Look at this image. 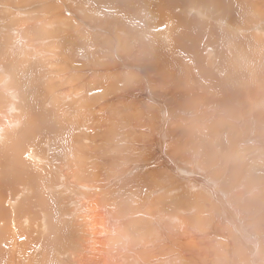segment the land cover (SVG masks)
<instances>
[{
  "label": "bare ground",
  "instance_id": "obj_1",
  "mask_svg": "<svg viewBox=\"0 0 264 264\" xmlns=\"http://www.w3.org/2000/svg\"><path fill=\"white\" fill-rule=\"evenodd\" d=\"M61 1L74 17L105 16L98 0ZM136 1H110L122 27L109 39L123 45L97 48L87 30L110 11L70 32L66 18L67 29L48 17L28 24L37 0H4L23 19L0 16V264H264V59L245 80L256 87L250 99L226 74L233 43L264 42L262 27L235 34L240 22L263 23L264 5ZM63 58L69 66L53 73ZM105 113L109 127L67 124Z\"/></svg>",
  "mask_w": 264,
  "mask_h": 264
},
{
  "label": "rangeland",
  "instance_id": "obj_2",
  "mask_svg": "<svg viewBox=\"0 0 264 264\" xmlns=\"http://www.w3.org/2000/svg\"><path fill=\"white\" fill-rule=\"evenodd\" d=\"M38 2L36 3V4H32V6H31V8H29L28 9V5L26 6V9H28V10H26V13H27V23L28 24H30L34 19H36V20H38V18L37 17H48L49 19H55V24L56 25H58L59 27H63L64 29H67L68 27H71L72 26V28H70L71 30L73 29V28H75V27H79L78 26V24L79 23H77V22H79L81 19H84V21H86V22H89V23H96V20H97V22H99L100 20H102V19H106L107 18V16L110 14V18H111V21H109L108 20V23L109 24H113L114 22H116L115 21V19L113 18V15H112V12L114 13V11L113 10H111V9H109V7H112V8H114L113 7V4L110 2L111 0H98V2L99 3H102V4H100L99 6L100 7H98L99 9H102V10H99V13H103V15L105 14V16H102V18L100 19H98V18H95V17H98V15L97 16H93L92 15V13H90V11L88 12L87 10H86V8L84 9L85 11H86V13L84 14L83 13V15L81 14V16H84V17H81V16H78V17H74L75 16V14H74V10H71V12H69V13H67V12H65L64 13V10L62 9L63 8V6H62V4H63V2L61 1V0H37ZM97 1V0H96ZM95 0L93 1L92 0V6L93 7H95V2H96ZM126 2H129V4H131V5H135V6H138V3H137V1L136 0H125ZM230 1H232V0H230ZM236 1H238V3H239V6H243L244 8H246V5H248L247 3H246V0H233V2L231 3V5H230V2H229V5H225V7H231V6H234L235 5V2ZM253 1V2H252ZM0 2H2V4H0L1 6H2V14H0V16H5V17H7V19L8 20H12V19H14L13 21H16L15 19H23V18H21L20 16H15L14 17V15H12V12H10V11H13L12 9L10 10V9H4V6H6L5 5V3H4V0H1ZM68 2L69 3H72L73 2V0H68ZM244 2H245V4H244ZM249 2H252V4H255L256 6V8H259L258 6V4H256V2H261V4L262 5H264V0H250ZM111 3V4H110ZM135 3H137V4H135ZM241 3H243V4H241ZM31 4V3H30ZM30 4H29V6H30ZM77 4L78 3H73L72 4V7H74V6H77ZM234 4V5H233ZM82 5V4H81ZM214 5H216V4H214ZM1 6H0V8H1ZM217 6V5H216ZM55 8V10H57V11H51L49 8ZM85 7V6H84ZM106 7V8H105ZM212 7H214V6H212ZM224 6L223 7H221L222 9H224L225 8ZM8 8V7H7ZM107 8H108V10H107ZM62 11H61V10ZM69 9H72V8H69ZM46 10V11H45ZM41 11V12H40ZM101 11H105V12H101ZM106 11H108V13H109V11H110V13L109 14H107V12ZM8 12H10V13H8ZM50 12V13H49ZM63 12V13H62ZM58 14V15H56V14ZM60 13H62V15L60 14ZM7 16H6V15ZM42 14L44 15V16H42ZM52 14V15H51ZM74 14V15H73ZM35 15V16H34ZM47 15V16H46ZM60 15V16H59ZM68 15V16H67ZM53 16V17H52ZM55 16H58V18H56ZM65 16V17H64ZM92 16V17H91ZM60 17V18H59ZM94 17V18H93ZM25 18H26V15H25ZM63 18H66L67 19V21H69L67 24H68V27H67V25H65V24H62V23H60L58 20H63ZM77 18V19H76ZM203 18V20H207V21H209V19L208 18H206V17H201V19ZM29 19H32V20H30L29 21ZM48 19V20H49ZM80 19V20H79ZM91 19V20H90ZM93 19V20H92ZM114 20V22L112 23V21ZM255 19H257V20H259V18H255ZM58 22V23H57ZM248 22V23H247ZM250 21H246V23H245V26H243L242 25V22H240L239 24L241 25V27H243V28H241L240 27V25H236L237 27L239 26L240 27V29L241 30H236L235 29V34H236V36H237V34L238 35H240L241 37L242 36H245V37H248V36H254L255 34H254V32H252L254 29L255 30H259V28L260 27H262L263 29H264V22L263 23H261V22H259V23H254V24H256V25H254L253 24V26H252V28H251V26L249 25L250 23H249ZM23 23H25V22H23ZM108 23L106 22V24L104 23V24H102L101 25V27H103L102 29L103 30H101V27L100 28H98V30L97 31H93L92 30V28L90 29V30H87L88 31V34L86 35V37L87 36H91V35H89V34H92V38L91 39H93V41H94V43H96V42H98V43H96L97 45H98V47L97 48H99V46H103V45H105L106 43L105 42H108L109 41V43H110V45H116L117 43H121V41L120 40H118L119 42H116L117 40L116 39H114L113 41H115L116 43L114 44V42H113V44L111 43L112 42V40H110L111 38H113V36H111V29H114V27L116 28V27H122V26H120V25H116V23H114L115 25H108ZM18 24V23H17ZM105 25L107 26V27H105ZM163 25H165V24H163ZM162 25V27L161 28H166L165 26H163ZM249 25V26H248ZM220 26H222L221 24H219L218 25V27H220ZM258 26V27H257ZM57 27V26H56ZM124 28L123 29H127L126 31L130 34V32H132V34H134L135 33V30L137 31V29H136V26H123ZM47 28H49L50 29V33L52 32V33H56L55 31H53V30H51V27H47ZM131 28H133L134 30V33H133V31H131L130 29ZM247 28V29H246ZM58 29V28H57ZM76 29V28H75ZM25 30V29H24ZM23 29H22V32L24 33L25 32V35H27L26 37L27 38H30V39H33L32 37H34V39H39L40 38V35H38L35 31H31V30H28L27 28H26V31H24ZM28 30V31H27ZM59 30V29H58ZM58 30H56L57 32H58ZM29 31L30 32H33V36L32 35H30V34H32V33H29ZM60 31V30H59ZM62 31V30H61ZM105 31V32H104ZM238 31H240V32H238ZM243 31H246V32H243ZM27 32V33H26ZM35 32V33H34ZM48 32V33H49ZM70 32H73V30L72 31H70ZM158 32V31H157ZM238 32V33H237ZM243 32V33H242ZM251 32H252V35H251ZM61 35L63 34V33H60ZM136 34V33H135ZM242 34V35H241ZM254 34V35H253ZM256 34H258V33H256ZM35 35H36V37H35ZM131 35V34H130ZM137 35V34H136ZM259 35V34H258ZM138 36V35H137ZM240 36H238V37H240ZM94 37V38H93ZM110 38V39H109ZM104 39V40H103ZM233 40H236V39H233ZM262 40L264 41V37L262 38ZM237 41V40H236ZM164 44V46L168 49L169 48V42H168V38H167V36H165L164 38H162V39H160V45L162 46L163 44ZM238 42V41H237ZM119 43V44H120ZM134 43H135V40H133L131 43H129V44H131V45H134ZM239 43V42H238ZM121 45H123L122 43H121ZM239 45V44H238ZM139 46V45H138ZM233 46H234V49H235V51L233 52V56H232V73L234 74H232L231 73V75H229V73H226V74H228V78H227V81H229V82H231L235 87H238V88H242V90H240L239 91V94H247V95H249V99L251 98V97H253V94H249L248 92L250 91V92H254V93H256L255 91H256V87L255 86H253V85H251V84H249V83H247L248 81H250L251 82V80H253V77L255 76V72H257L258 70V67L260 66V64H261V61H260V59H264V42H262L261 44H258V45H256L255 43L254 44H251V45H249V47L248 46H244V45H239L238 47H237V43H233ZM241 48V49H240ZM78 49V50H77ZM76 49V52H75V54H79V57L80 58H82L83 60L84 59H86V57H84V53H85V50L84 49H80L79 47ZM103 49V50H102ZM237 49V50H236ZM83 50V51H82ZM79 51V52H78ZM91 51V50H90ZM100 51H105L104 50V47H102L101 48V50ZM81 53V54H80ZM110 52H106V54H107V57L109 58V60H108V58H106V62H109V63H111L112 62V57H111V59H110V54H109ZM188 53V55H186V58H187V56H190L189 55V52L188 51H186V53L185 54H187ZM235 53V54H234ZM139 55V56H138ZM137 57L139 58V57H141V54L140 53H137ZM65 58H63L61 61H59V62H54L53 64H52V68L53 69H55L56 71H54L53 69V73L54 72H58V73H60V71L61 72H65L64 70L66 69V67L67 66H69V64L66 66V63L63 61ZM178 59V62H185V61H187V59H184V60H182V56H181V58H177ZM223 59H224V57H223ZM222 61V60H221ZM235 61V62H234ZM129 63H131V61H128ZM223 62H225L226 63V61H223ZM260 62V63H259ZM63 63V64H62ZM108 63V64H109ZM259 63V64H258ZM138 64V63H137ZM219 60H218V65H217V67H219ZM255 64L256 65H259V66H255ZM262 64H264V61H262ZM146 65V64H145ZM145 65H143V67L145 68L146 66ZM94 65H90V67H93ZM139 67H141V69H142V71H144L146 74H147V70H145V69H143V67L142 66H139ZM249 67V68H248ZM58 68H59V70H58ZM177 68L178 69H180V70H183V67H182V65L181 64H178L177 65ZM141 71V73L140 74H142V73H144V72H142ZM95 72H100V71H98V70H95ZM150 72V71H149ZM150 73H152V71L150 72ZM225 73V72H224ZM224 73H221V75H223ZM251 74V75H250ZM76 77H78V76H76ZM132 77V76H131ZM93 79V83H92V85H91V87H90V89H92L93 88V86L95 87V89H96V91L98 90V89H100V88H102V86H101V83L102 82H97L98 80H97V77H92ZM160 78H161V76H160ZM169 78V77H168ZM231 78V79H230ZM233 78V79H232ZM255 78V77H254ZM234 80V81H233ZM247 82H246V81ZM233 81V82H232ZM44 82V81H43ZM122 82H124V81H122ZM121 82V83H122ZM236 82V83H235ZM38 83H40V82H38ZM163 83V82H162ZM70 84H72V85H74V83L72 82V83H70ZM96 84V85H95ZM240 85H242L243 87H241ZM155 86V85H154ZM253 88V89H252ZM255 88V89H254ZM47 89V87L46 88H44V89H41V92H45V90ZM156 89V88H155ZM165 89V88H164ZM244 90V91H243ZM167 93H171L170 92V89L169 88H167L166 87V90H165ZM35 92H36V90H35ZM36 94H37V92H36ZM171 94H173V93H171ZM198 96V95H197ZM170 98H172V95L170 96ZM179 101L177 100L176 101V105H178L177 103H178ZM180 103V102H179ZM182 104V103H181ZM55 104L53 103V102H45V104H44V109H45V113H48L49 112V110H50V108L52 107V106H54ZM175 105V104H174ZM175 105V106H176ZM180 105V104H179ZM183 105V104H182ZM181 105V106H182ZM139 110V109H138ZM140 110H141V112H139L138 113V111L137 112H135V113H137V114H139L140 115V113H141V115H140V117L143 115H147V110L145 109L144 111H143V109L142 108H140ZM131 113H133V112H129L128 114L129 115H131ZM144 113V114H143ZM146 113V114H145ZM107 113H105V114H103V117L102 116H96L97 118H96V120L95 121H91V119H90V117H88V119L87 120H85V119H81L80 118V120H78V119H72L71 121H68V125H69V128H71V127H73V126H77L78 124H84V125H88V122L90 123V125H94V124H96V125H99V124H103V125H105V123H107L108 121H109V119L107 118V116H105ZM134 114V113H133ZM123 115V116H122ZM121 115V118L119 117V118H117V119H123V118H125V115H124V113ZM139 115H137V116H139ZM132 116V115H131ZM117 117V116H116ZM115 117V118H116ZM102 119V120H100V119ZM107 118V119H106ZM129 118H137L136 117V115L134 114L132 117H129ZM126 119V118H125ZM99 120H100V123H99ZM79 121V122H78ZM101 121H103V122H101ZM107 121V122H106ZM82 122V123H81ZM91 122H92V124H91ZM58 124V123H57ZM84 125H80L79 127H80V129H88V131L87 132H90V126H84ZM107 125V126H106ZM105 126L106 127H109L110 126V124H109V122L106 124ZM85 127V128H84ZM87 127H89V128H87ZM68 131H69V129H68ZM77 131L79 132V130L77 129ZM84 132H86V131H84ZM47 133V130L46 129H44V134H46ZM218 168H221V165H219L217 168H214L213 169V173L216 175V176H218L217 174L219 173V172H217V170H218Z\"/></svg>",
  "mask_w": 264,
  "mask_h": 264
}]
</instances>
